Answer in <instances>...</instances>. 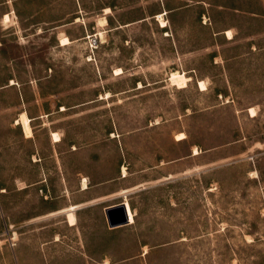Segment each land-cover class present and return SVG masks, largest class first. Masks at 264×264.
<instances>
[{"label":"rangeland","instance_id":"374dc122","mask_svg":"<svg viewBox=\"0 0 264 264\" xmlns=\"http://www.w3.org/2000/svg\"><path fill=\"white\" fill-rule=\"evenodd\" d=\"M126 158L180 162L140 177L110 264H264V0H0V229L17 237L0 264H100L50 213L64 174L73 191Z\"/></svg>","mask_w":264,"mask_h":264},{"label":"crops","instance_id":"0c3cea01","mask_svg":"<svg viewBox=\"0 0 264 264\" xmlns=\"http://www.w3.org/2000/svg\"><path fill=\"white\" fill-rule=\"evenodd\" d=\"M3 22H5L4 19ZM115 149L118 150L117 145L115 146ZM193 155H200V152L198 154L193 153ZM100 162H102V159ZM177 162H180V159L169 163H166L165 161H159L155 165L141 166L135 170L130 168V162L127 160V158L124 160L120 159L119 162L116 159L109 171H105L101 163H99L98 165L96 164L97 166L93 167L92 169H88L86 171L84 170L78 173L76 188L73 191H70L69 181L67 182L64 174L63 182L66 190L63 191V198L65 200V204H63L61 208L56 210L53 209L50 213V216L53 217L55 214H61L63 217L62 226L63 228L68 229L70 236L71 233H75L76 239H78V235H80V238L85 241L98 242L93 243L92 245L89 244L88 248H86L84 251H80L78 254L80 259L76 260V262L100 264L119 262L118 260L112 258V255L109 254V251L102 250V248L111 246L110 241L112 234H118V232L123 230L124 227L132 225L135 222L138 212L132 202L131 193L135 192L136 190H142L141 186L144 188L145 184L149 182V180H144L145 182H142V178L140 177H142V175L146 174L147 172H150V170L155 168H165L168 164H171V166L172 164L176 165ZM171 176L172 175H169L166 178H170ZM138 178L139 180H137ZM84 179L87 180L86 186L83 185ZM126 202L129 203L134 214V222L131 223L129 219L125 224L110 226L106 212L107 209L119 204H125L127 209ZM72 206L75 207L73 208ZM70 212L74 213L76 219L75 223L73 224L69 222L68 215ZM95 219H98V222L103 228L102 230L106 234V243L104 244L100 242V240H102L101 237L95 235V233L89 229L91 223ZM66 233L67 231L63 229L62 233L58 235L61 238H64L66 237ZM142 246L144 245L142 244ZM68 256L69 255L66 257Z\"/></svg>","mask_w":264,"mask_h":264},{"label":"bare ground","instance_id":"6f19581e","mask_svg":"<svg viewBox=\"0 0 264 264\" xmlns=\"http://www.w3.org/2000/svg\"><path fill=\"white\" fill-rule=\"evenodd\" d=\"M3 17H4L3 19H4L5 22H9L10 21V15L9 14H5V16H3ZM100 34H102V32H100ZM227 34L229 35V37L232 36V34H231V32L229 30L227 31ZM61 40H62V44L69 43V38L68 37H63ZM118 70H120V69H118ZM172 79L174 81L182 84V83L186 82L187 76H185L182 73H177V74L173 75ZM202 85H203V83H202ZM254 111L255 110L253 108H251V112L253 114L255 113ZM20 122L23 124L25 132L28 135H31L32 130H31V126H30V120H29V117L25 113H22L21 118H20ZM53 136H54V138L56 140L60 139L59 134L57 132H54ZM126 204H127V209H128V212H129L130 222H133L134 221V214L132 213L129 204L127 202H126ZM68 218H69V222L71 224L75 223L76 219H75L74 213L70 212L69 215H68Z\"/></svg>","mask_w":264,"mask_h":264},{"label":"water","instance_id":"95a60500","mask_svg":"<svg viewBox=\"0 0 264 264\" xmlns=\"http://www.w3.org/2000/svg\"><path fill=\"white\" fill-rule=\"evenodd\" d=\"M107 217L110 226L125 224L129 220V213L125 204H119L107 209Z\"/></svg>","mask_w":264,"mask_h":264},{"label":"built area","instance_id":"2783aa9c","mask_svg":"<svg viewBox=\"0 0 264 264\" xmlns=\"http://www.w3.org/2000/svg\"><path fill=\"white\" fill-rule=\"evenodd\" d=\"M2 242H8L11 246H15L17 244L16 231L12 226L5 225L4 230L0 229V244Z\"/></svg>","mask_w":264,"mask_h":264}]
</instances>
